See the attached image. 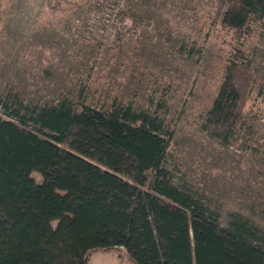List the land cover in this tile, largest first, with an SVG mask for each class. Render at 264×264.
<instances>
[{
    "label": "trees",
    "instance_id": "trees-1",
    "mask_svg": "<svg viewBox=\"0 0 264 264\" xmlns=\"http://www.w3.org/2000/svg\"><path fill=\"white\" fill-rule=\"evenodd\" d=\"M213 2L238 40L264 22V0ZM235 51L199 125L223 144L245 125L256 81L248 54ZM4 108L0 264H87L91 252L113 249L132 264H264V200L263 223L235 210L222 223L220 211L175 182L166 164L174 130L159 109L118 99L97 108L83 96L34 104L18 95Z\"/></svg>",
    "mask_w": 264,
    "mask_h": 264
},
{
    "label": "rangeland",
    "instance_id": "rangeland-1",
    "mask_svg": "<svg viewBox=\"0 0 264 264\" xmlns=\"http://www.w3.org/2000/svg\"><path fill=\"white\" fill-rule=\"evenodd\" d=\"M216 12L213 0H0V117L9 119L4 102L15 95L34 104L83 96L97 108L118 99L159 109L174 130L166 164L175 182L220 211L222 223L234 210L261 222L264 22L238 40ZM238 48L256 81L245 125L223 144L199 125ZM87 259L132 264L115 249Z\"/></svg>",
    "mask_w": 264,
    "mask_h": 264
}]
</instances>
